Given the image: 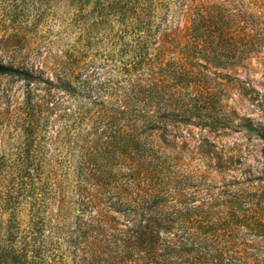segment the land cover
<instances>
[{"label": "trees", "instance_id": "trees-1", "mask_svg": "<svg viewBox=\"0 0 264 264\" xmlns=\"http://www.w3.org/2000/svg\"><path fill=\"white\" fill-rule=\"evenodd\" d=\"M102 1L92 2L89 31L115 19L123 48L107 56L118 63L109 75L87 50L71 60L73 226L58 223L46 241L33 216L21 246L11 220L0 264H264V174L251 181L256 192L247 180L213 186L187 170L176 143L198 138L206 149L212 134L242 129L261 143L264 164V125L233 120L221 95L254 90L235 70L264 47V0L252 2L256 12L235 0H181L185 33L156 23V0ZM9 70L0 65V75Z\"/></svg>", "mask_w": 264, "mask_h": 264}, {"label": "rangeland", "instance_id": "rangeland-1", "mask_svg": "<svg viewBox=\"0 0 264 264\" xmlns=\"http://www.w3.org/2000/svg\"><path fill=\"white\" fill-rule=\"evenodd\" d=\"M253 1L235 0L256 12ZM92 2L81 7L72 0H0V65L10 68L0 75V244L11 220L15 231L19 229L15 243L21 246L31 240L33 216L46 241L58 223L65 231L73 226L76 172L71 146L76 129L69 92L71 60L77 50H87L86 59L96 60L109 75L118 63L104 64L105 60L123 44L115 19L105 21L100 32L89 31L97 22ZM180 4L181 0H156V23L172 22L185 33L189 22ZM235 75L247 79L254 90H224L221 95L233 111L231 118L239 122L243 115L264 125V47ZM53 96L62 109L54 106ZM211 139L215 146L206 149L198 138L176 141L187 170L205 176L213 186L247 180L246 186L256 192V182L251 181L264 174L261 143L242 129L221 131ZM256 187L264 188V181Z\"/></svg>", "mask_w": 264, "mask_h": 264}]
</instances>
